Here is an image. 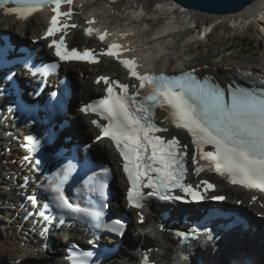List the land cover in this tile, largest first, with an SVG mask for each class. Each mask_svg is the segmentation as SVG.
<instances>
[{"label": "snow or ice", "instance_id": "6c2138e0", "mask_svg": "<svg viewBox=\"0 0 264 264\" xmlns=\"http://www.w3.org/2000/svg\"><path fill=\"white\" fill-rule=\"evenodd\" d=\"M8 4L14 6L4 8ZM64 4L71 5L72 0H0V8L19 19H27L44 7H50L54 15L44 39L55 36L60 31L57 27L58 17L71 16V11L60 12ZM87 23L91 25L95 21L88 20ZM95 31L103 41L107 33L100 34L99 30ZM92 33L91 28L85 30V35ZM48 47L55 49L54 55L60 61L96 62L90 50H85L82 54L75 49L66 50L62 37L59 41L53 40ZM119 48L118 44H110L103 54L118 57ZM119 63L127 69L130 77L139 81L136 92L130 95L129 85L101 78L109 85L107 96L82 107L80 111L85 114L94 113L107 121L106 125H100L95 120L92 123L102 134L97 140L107 137L122 158L123 171L130 185L127 191L129 207H143V201L150 196H155L161 201L180 199L171 195L172 190L177 188L190 195L193 201L203 199L193 190L192 185L183 183L187 171V146L181 145L176 137L164 140L156 135L168 131L153 123L156 108L167 111V121L177 130L186 131L191 138L195 147L192 164L195 166L196 175L205 170L198 161H205L208 171L224 177L230 184L264 192V92L258 94L235 88L229 91V98L225 100V94L219 88L207 81L201 82L190 74L176 77L163 74L141 75L136 71L134 60L120 59ZM29 141L35 151L39 142L31 137ZM206 146H211L214 150L205 151ZM74 170V165L69 163L52 174L53 179L49 180L45 187L52 204L58 209L67 210L68 213L81 214L94 227H104L112 233L122 235L124 225L120 221H112L110 225L103 223L102 209L106 205H101L100 210L89 206L81 207L79 204L73 205L71 198L66 194L64 184ZM83 184L84 189L77 199L84 196L85 192L93 190L89 180H85ZM201 184L205 186V190L214 187L206 181H201ZM144 188L151 191L145 194L142 191ZM212 199L223 200L225 197L215 196ZM81 256L83 259L74 261V264H88L92 253L82 252ZM143 264H147V257Z\"/></svg>", "mask_w": 264, "mask_h": 264}, {"label": "bare ground", "instance_id": "6f19581e", "mask_svg": "<svg viewBox=\"0 0 264 264\" xmlns=\"http://www.w3.org/2000/svg\"><path fill=\"white\" fill-rule=\"evenodd\" d=\"M83 11L95 10L97 11L99 18L107 24L114 27H119L125 31L130 36V39H134L136 46L139 49L140 56L147 63L149 68H157V71L162 69L179 71L184 69L182 61L185 59L188 49L187 45L194 42H200L207 38V42L203 43L202 50H194L198 53L200 60H209L210 65H216L224 74H255L257 73L254 69L240 70L236 66V63L231 60L227 62V57L230 54H226V51L217 50L213 45H210L212 41V35H217L221 39L223 33L229 34L225 38L234 37L235 32H240L239 34L246 33V31L251 32L253 37H263L264 36V0H256L251 5L247 6L242 11L235 14L226 15H212L208 13H202L198 11H193L181 7L171 0H120L119 2H111V0H90L82 8ZM7 30L14 36L19 38L20 41L29 40L32 37H38L42 29V16L37 15L30 21L23 23L17 22L13 19H7ZM156 26V27H155ZM2 28L4 25L1 26ZM153 27V29H152ZM72 36H80L81 32L73 31ZM224 39V37H223ZM216 40V39H215ZM84 41L88 44L93 45L94 42L91 39L85 38ZM204 48L208 50L203 51ZM197 66H202L201 63H197ZM81 67V70L86 75H91L94 70L85 68L84 65L69 64L64 66L68 67L71 71H77V67ZM264 67V66H262ZM188 68V66H186ZM100 71H105L112 73L115 70L114 65L111 62H103L99 66ZM218 69V70H219ZM208 71L207 69H205ZM216 67H210V72L219 74ZM78 75V73H77ZM75 88H79L81 92L76 93V98L78 100H84L90 95H92L97 87L93 86L91 79L87 80L80 78V76H72ZM164 116L162 115V118ZM81 122V123H80ZM77 124L82 127L81 134L96 136V133L89 126L87 118L85 116H77ZM5 145H1L0 150H4ZM93 152H103L107 156L113 159L114 154L112 150L108 147L106 142H99L92 146ZM11 156H9L10 158ZM0 159H3L0 158ZM6 165L10 166L7 162ZM9 170V169H6ZM117 187H121L120 176L117 175ZM14 188L11 187L10 190ZM221 192L225 193L229 198L233 197V201L236 199H244L242 210L245 212L257 211L259 213H264V209H260L257 205L249 206L247 193L244 190L238 188H229L221 184ZM16 198L15 194H11L10 201ZM264 203V198H262ZM116 208V205L114 206ZM15 212V211H14ZM13 213L10 212L9 215ZM154 221L152 216L147 217V222L151 223ZM136 231V229H134ZM7 238H2L6 240L9 244L8 251L11 253H6L4 247L0 248V258L7 262L15 261L17 259H22V261H27L31 256L34 259L48 258L49 253L41 254L31 252L30 255L22 252L23 249L19 246L17 241V235L14 233V226H7ZM10 238V239H8ZM150 236L146 233H140L137 236L128 237V247L122 251V253L128 258V262L125 264H135V254L132 252L131 245L139 244L140 242L152 243L155 246L162 248V252L153 253L154 258L159 264H173L175 261L170 260L166 262L170 257V252L173 247V243L167 241L166 235L156 236L154 241H150ZM66 239H59V246H64ZM39 247V246H35ZM247 248H233L226 247L222 249V252L226 253V264L230 263L228 260L229 254L239 257L243 252H247ZM60 249L57 250V253ZM213 251L210 250L208 255H203L206 259L207 264H221L222 260H218L213 255ZM230 256V255H229ZM243 257H251L257 264H264V250L260 248H254L251 253L242 254ZM50 258V257H49ZM28 262V261H27ZM4 264V263H0ZM57 264H62L57 262ZM113 264H118V260H114Z\"/></svg>", "mask_w": 264, "mask_h": 264}, {"label": "water", "instance_id": "95a60500", "mask_svg": "<svg viewBox=\"0 0 264 264\" xmlns=\"http://www.w3.org/2000/svg\"><path fill=\"white\" fill-rule=\"evenodd\" d=\"M189 10L212 15L235 14L256 0H171Z\"/></svg>", "mask_w": 264, "mask_h": 264}, {"label": "rangeland", "instance_id": "374dc122", "mask_svg": "<svg viewBox=\"0 0 264 264\" xmlns=\"http://www.w3.org/2000/svg\"><path fill=\"white\" fill-rule=\"evenodd\" d=\"M156 27V26H155ZM251 32H247L246 31V33H243V34H238V36H237V43L240 45L241 43H242V46H248V44L250 43L251 44V41L253 40L252 39V34H250ZM227 35H229V34H227ZM226 33H223L221 36H223L224 37V39H223V37H221V39L219 38V37H217V35H212L211 37V39H212V41L210 42L211 44L210 45H213V47L214 48H217V50H224L225 51V47H227V45L230 43L228 40H226ZM216 39V40H215ZM203 51H206V49L204 48V50ZM246 54H244V53H241V52H239L238 54H237V56L235 57V58H231V61L232 62H234V63H237L238 65H243V66H247V65H254V64H256L257 63V61H259L260 60V58L258 59V58H249V56L247 55V56H245ZM81 123V122H80ZM93 136V135H92ZM129 234H131L132 236L133 235H135V231L132 229L131 231H130V233ZM61 239H64V237H62ZM150 241L151 242H153L154 241V239H155V237H153L152 235H150ZM58 244H59V240H58ZM1 247H4V249H5V251H6V253H11V251H8L6 248V246H5V241L1 238L0 239V248ZM6 247V248H5ZM60 247H63V246H60ZM131 251H133L134 249H133V245H132V248L130 249ZM0 259H2V258H0ZM2 260H4V259H2ZM128 260V258L124 255V254H122L119 258H118V264H125V261H127ZM5 261V260H4ZM4 261H0V263H4ZM6 262V261H5ZM128 262V261H127ZM4 264H6V263H4Z\"/></svg>", "mask_w": 264, "mask_h": 264}, {"label": "built area", "instance_id": "2783aa9c", "mask_svg": "<svg viewBox=\"0 0 264 264\" xmlns=\"http://www.w3.org/2000/svg\"><path fill=\"white\" fill-rule=\"evenodd\" d=\"M235 33L236 34H233L234 37L226 38V40H228L230 42L228 45H231V47H232V53H233L232 55L233 56H236V54H238V52L243 49L242 43L240 45L237 43V36L240 32H235ZM252 39L253 40L251 41V44L249 43L248 45H251L252 47H254V49L251 50V52H250L251 55L249 56V58H258V59L260 58V60L257 61V63L254 65H256V67L257 66H264V36L262 38L252 36ZM192 42L194 45L201 48L203 43L207 42V38L203 39L200 42H194V41H192ZM260 45H261V47H260L261 49L259 48ZM246 48L250 49L249 46H247ZM256 54H258L259 56H255Z\"/></svg>", "mask_w": 264, "mask_h": 264}]
</instances>
